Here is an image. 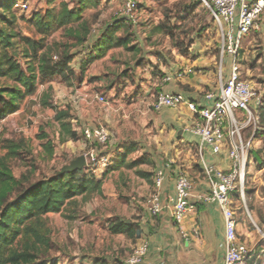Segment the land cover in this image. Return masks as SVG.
Returning <instances> with one entry per match:
<instances>
[{"label": "crops", "instance_id": "0c3cea01", "mask_svg": "<svg viewBox=\"0 0 264 264\" xmlns=\"http://www.w3.org/2000/svg\"><path fill=\"white\" fill-rule=\"evenodd\" d=\"M16 1L18 0H14V3ZM19 1L29 4L28 10L14 5L20 31L26 36H37L36 29L29 20L36 12L45 11L50 0ZM65 1L73 5L77 0ZM98 1L97 6L84 12V18L90 22L92 31L88 42L73 50L75 57L72 66L77 72L80 71L82 62L87 59L88 53L103 33L105 26L121 17L115 14L111 17L109 12L113 8L118 9L119 12L124 0ZM104 9L107 10L106 13ZM155 23L153 30L159 25V22ZM261 23L260 31L243 38L238 63L241 49L246 47L247 43L252 44L256 35L263 40L264 13ZM133 31L135 36L132 37L130 44L137 45V51L126 50L123 46L113 47L104 57L87 66L82 83L67 86L75 93L83 87L82 90L87 91L83 96L92 98L98 94L94 95L95 91L91 83L95 80L104 83L106 79L101 78L103 72L104 78L114 76L116 79L112 84L108 87L104 86L107 94L115 98V104L109 106L107 111L109 113L114 111V106L117 105V109L123 111L124 121L132 119L137 121L138 126L134 128L135 137L125 135L121 139L114 136L111 139L110 150L105 152L113 157L133 145L136 150L129 154V158L133 160L142 158L144 162L134 168L123 167L111 171L105 177L107 169L99 171L95 176L97 179L104 178L101 196L111 199L119 208L118 211H107V224L109 225L110 221L117 217H123L131 222L138 233L130 237L122 233H113L109 228L108 230L113 236L128 238L131 241V252L135 246L147 241L148 252L142 264H222L225 253L224 217L215 210L213 204L201 202L197 196L209 190V184L202 170V160L205 159L227 170L231 167L227 148L220 154H213L208 147L201 145L200 137L190 130V126L197 118L185 104L175 108L163 107L155 110L151 100L159 92L181 93L189 100L207 104L205 93L209 90H218L221 83L229 78L233 57L227 54L224 58L222 56L219 58L215 53L202 54L201 51L186 55L181 53L176 44L167 45L166 51L154 50V47L140 37L138 28L133 26ZM157 33L159 32L154 31V34ZM118 34L123 36L124 30L119 31ZM257 47H261V44H257ZM192 49L191 46L190 51ZM118 64H122V67L117 72H107L109 68L113 69ZM189 70L192 71L188 72ZM167 76L171 77L169 81L166 80ZM87 98L83 100L86 101ZM84 101L83 107L87 106ZM132 112L135 114L131 119ZM143 124H146L145 129L142 127ZM73 127L77 130L75 126ZM88 127L94 128L92 125ZM142 130L149 140L147 145L141 138ZM169 161L172 162L171 168H165V164ZM159 169H164L165 172L164 182L160 188L163 211L154 216L149 210L148 197L155 189L154 175ZM180 170L188 172L193 180L192 202L196 206L194 211L187 214L182 229L176 224L172 215L176 177ZM139 171L149 173L151 177L149 179L142 177L138 174ZM182 230L186 232L187 237ZM250 264H256L252 257Z\"/></svg>", "mask_w": 264, "mask_h": 264}, {"label": "rangeland", "instance_id": "374dc122", "mask_svg": "<svg viewBox=\"0 0 264 264\" xmlns=\"http://www.w3.org/2000/svg\"><path fill=\"white\" fill-rule=\"evenodd\" d=\"M104 11L106 13L107 10ZM109 13L111 17L114 14L119 16L116 8L111 9ZM155 22L164 24L162 32L154 34ZM134 26L138 28L140 37L154 47V50L166 51L167 45L178 44L186 55L201 51L202 54L215 53L220 58L222 54V34L210 11L202 6L200 0H139L138 20ZM60 37L61 32L54 35L56 39ZM263 40L256 35L252 44L247 43L246 47L241 49L239 63L242 77L250 81L258 92L264 94ZM257 44H261V47L256 48ZM191 46L193 49L190 51ZM121 65L118 64L113 69L107 68V72H117ZM101 78L106 81L101 83L95 80L91 85L94 87V95L104 96L106 102L94 96H83L87 92L82 90L83 87L75 93L66 83L56 78L52 82L40 83L37 93L23 102L19 112L1 122L0 156L7 153L4 148L5 140L23 143L19 155L10 160V166L17 177L27 175L31 181L49 177L78 156L84 155L90 147L100 148L96 142H89L84 138V127L104 126L109 130L111 138L115 136L122 139L125 135L135 137L134 128L138 126L137 121L132 119L135 112L131 113L132 120L124 121L123 111L118 110L117 105L114 106V111H107L109 106L115 104V98L107 94L104 86L108 87L116 78H104V72ZM49 86H52L50 101L74 113L72 124L77 128L80 139L62 141L60 126L54 119L55 110L40 104V97ZM84 98H87L86 101ZM155 98L151 101L154 102ZM83 101L87 106L83 107ZM257 124L259 128L256 131L252 162L245 175V197L241 199L236 196L234 205L242 239L252 248L253 262L264 264V170L261 171L264 168V156L259 151L264 145V107L259 110ZM254 126L255 124H252L243 130L244 139H249ZM142 127L145 129L146 124ZM41 130L49 135L53 143L52 158H48L42 145L43 141L38 138ZM141 138L147 145L149 140L143 130ZM110 148L111 142L102 150L105 152ZM85 172L95 174L88 167ZM77 201V206L68 207L65 211L66 214L75 212V219H68L61 213L47 215L52 229V248L43 256L52 260L58 259L61 264H91L94 257L106 258L111 264H125L132 249L131 241L125 236L111 235L106 220L107 211H118V206L111 199L97 194L88 199L79 196Z\"/></svg>", "mask_w": 264, "mask_h": 264}, {"label": "trees", "instance_id": "16d2710c", "mask_svg": "<svg viewBox=\"0 0 264 264\" xmlns=\"http://www.w3.org/2000/svg\"><path fill=\"white\" fill-rule=\"evenodd\" d=\"M98 3V0H77L72 5L65 0H50L45 11L36 12L29 20L38 35L26 36L18 27L14 0H0V122L18 112L23 102L37 93L40 83L58 78L68 86L80 84L85 79L87 66L104 57L109 49L123 46L126 50L137 51V45L130 44L135 36L134 23L119 17L105 26L87 59L82 62L80 71L73 68V50L86 44L92 31L84 12ZM121 30H124L123 36L118 34ZM163 30L164 24H159L154 31ZM58 32H61V37L56 39L54 35ZM176 46L186 54L180 45ZM51 90L52 86H49L42 93L40 104L55 110L54 119L60 126L62 141L80 139V134L73 127L70 110L59 108L50 101ZM41 131L38 138L43 141L48 158H52L53 143L49 135ZM22 144L5 140L7 153L0 156V264H61L58 259L43 256L52 248V229L47 215L61 213L68 219H75V212L66 214L65 211L78 205L79 196L88 199L96 194L102 195L104 178L97 179L95 174L86 173L85 168L65 173L57 171L36 181H31L27 175L17 177L10 160L19 155ZM135 150L131 145L116 153L104 177L111 171L134 168L143 163L142 158H129ZM259 151L264 156V145ZM138 174L148 179L151 177L142 171ZM236 196L239 197L235 194L234 198ZM109 229L130 237L138 233L123 217L112 220ZM91 263L111 264L102 257H94Z\"/></svg>", "mask_w": 264, "mask_h": 264}, {"label": "built area", "instance_id": "2783aa9c", "mask_svg": "<svg viewBox=\"0 0 264 264\" xmlns=\"http://www.w3.org/2000/svg\"><path fill=\"white\" fill-rule=\"evenodd\" d=\"M202 6L210 11L215 20L224 42L222 58L226 54L233 57L231 73L223 81L218 90H209L204 98L207 104H199L189 100L181 93L159 92L152 107L158 110L163 107L175 108L185 104L196 116L190 130L200 137L201 145L208 147L213 154H220L227 148L231 161L229 169H223L203 159L202 170L209 184V190L197 196L204 203L213 204L225 220V253L222 264H250L252 248L242 239L240 223L235 209L234 195L241 199L245 197V175L251 164L252 152L256 140L259 110L264 105V94L258 92L250 81L241 76L240 65L237 61L239 49L244 37L261 30V17L264 13V0H200ZM15 7L28 10L27 2L16 1ZM139 0H124L119 16L136 24L138 20ZM189 70L188 72H191ZM170 76L166 77L169 81ZM96 99L106 102L102 95ZM254 125L249 139H244L242 132ZM2 125L0 122V132ZM84 138L96 142L97 146L90 147L85 155L87 167L95 174L105 171L112 156L104 152L111 142L109 130L104 126L84 128ZM172 162H167L165 168H171ZM261 169V171H263ZM165 178L164 169H159L154 175V191L148 197L149 210L157 216L163 211L160 188ZM176 195L173 208V219L182 229L183 222L189 212L195 210L192 202L193 180L188 172L180 170L176 177ZM185 237L186 232L182 230ZM148 252V242L143 241L134 247L126 260V264H142Z\"/></svg>", "mask_w": 264, "mask_h": 264}, {"label": "water", "instance_id": "95a60500", "mask_svg": "<svg viewBox=\"0 0 264 264\" xmlns=\"http://www.w3.org/2000/svg\"><path fill=\"white\" fill-rule=\"evenodd\" d=\"M87 167V157L86 155H81L72 160L69 164L62 167L59 173L71 172L75 170H80Z\"/></svg>", "mask_w": 264, "mask_h": 264}]
</instances>
